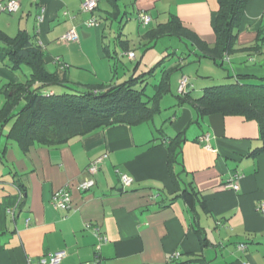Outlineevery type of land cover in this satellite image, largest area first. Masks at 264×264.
<instances>
[{
	"label": "crops",
	"instance_id": "0c3cea01",
	"mask_svg": "<svg viewBox=\"0 0 264 264\" xmlns=\"http://www.w3.org/2000/svg\"><path fill=\"white\" fill-rule=\"evenodd\" d=\"M13 1L20 3V11L0 12V32L16 37L25 31L43 47L50 71L66 66L73 82L87 86L119 84L122 74H131L125 61L132 60L130 52L137 59L130 44L133 38L144 51L152 49L149 40H142L140 21L139 27H128L142 13L152 17L151 28L177 17L208 45L216 42L219 0H98L94 13L81 10L86 0ZM92 19L99 26H87ZM73 29L78 41H62ZM114 30L120 33L112 43L106 40V32L111 35ZM259 30H264V0H249L237 48L253 46ZM173 38H166L169 48L178 51ZM182 45L185 54L188 49ZM0 60L1 110L3 91L23 82L25 73L13 70L8 59ZM209 60L219 67L211 59L189 61L206 67L203 63ZM224 68L227 79L262 80L264 54L236 52ZM207 76L190 82L194 96H200L209 84ZM184 77L173 84L171 77V111L159 122L156 118L163 107L161 115L149 123L112 126L60 147L35 145L28 150L8 137L12 122L0 128V264H28L30 259L36 262L61 250L67 252L62 264H264L260 127L240 116L200 117L191 105L180 104L176 96ZM179 135L176 184L168 166V143L162 139ZM202 136L209 137L210 149L200 143ZM101 157L103 163L92 177L88 168ZM119 172L134 179L132 187L123 188ZM90 178L95 186L79 191L78 184ZM230 180L239 185V191L225 189ZM189 183L200 194L198 202L177 197ZM18 186L25 190L21 207ZM66 187L71 191L72 209L58 210L51 204L52 196ZM94 226L108 240L99 251ZM175 254L179 258L173 260Z\"/></svg>",
	"mask_w": 264,
	"mask_h": 264
},
{
	"label": "trees",
	"instance_id": "16d2710c",
	"mask_svg": "<svg viewBox=\"0 0 264 264\" xmlns=\"http://www.w3.org/2000/svg\"><path fill=\"white\" fill-rule=\"evenodd\" d=\"M248 3L249 0H219L214 46L208 45L177 17L154 28L150 27L151 24L146 28L141 25L142 40H149V47L153 48L162 39L175 37L187 47L188 52L178 53L167 48L164 58L148 72L134 75L122 84L108 86L75 83L70 79L66 66L62 70L50 71L43 47L33 42L25 31L16 37L0 32L3 44L0 59H8L13 70H22L25 66L30 71V75L25 74L23 82L3 91L5 104L0 110V128L12 122L8 137L28 150L35 145L60 147L73 139L112 126H138L152 122L162 113L161 101L171 92L173 73L182 70L190 58L211 59L224 68L225 62L236 52L264 54V30H259L253 46L237 48ZM108 54L112 57V53L108 51ZM171 60H174L173 66L167 67L165 64ZM158 70L160 78L152 85L153 93L150 95L147 93L148 81ZM250 79L253 78L245 80ZM190 86L189 82L187 90L176 96L180 104L191 105L200 117L221 114L255 121L264 143V79L249 82L239 78L232 84L207 86L198 97L193 95L194 90ZM159 132L165 135L164 129ZM179 137L162 139L168 143V166L176 184L179 174L175 168L181 155ZM260 151H264V146ZM18 188L23 196L21 207L25 203V190ZM199 195L194 183H189L180 189L177 197L191 198L193 203L198 202Z\"/></svg>",
	"mask_w": 264,
	"mask_h": 264
},
{
	"label": "built area",
	"instance_id": "2783aa9c",
	"mask_svg": "<svg viewBox=\"0 0 264 264\" xmlns=\"http://www.w3.org/2000/svg\"><path fill=\"white\" fill-rule=\"evenodd\" d=\"M98 7V0H86L81 10L83 12H89L93 13ZM20 3L17 1L10 0L8 2H0V12L1 13H7V14H15L20 11ZM139 21L143 28L148 27L152 23V17L148 14L142 13L139 16ZM87 26L89 27H96L99 26V23L96 19H92L87 22ZM64 42H76L78 41V35L76 31L73 29L68 34H66L63 38H61ZM129 57L131 59H134L135 54L134 52H130ZM189 86V79L187 77L182 78L179 84V93H184V91L187 90ZM200 143H204L206 149H210V146L208 145L209 137L208 136H202L199 139ZM104 157H101L97 159L95 162H93L89 168L88 172L92 177L97 174L99 171L100 165L103 163ZM120 181L124 189L132 187L134 183V179L130 176L120 173ZM237 178V177H236ZM95 180L94 178L86 179L82 182H80L77 186V189L81 192H86L93 188L95 186ZM225 189H230L234 191H239V185L236 182H233V180L228 181V183L225 185ZM71 191L69 188H62L54 192L51 200V204L54 208L62 211H69L72 209V203H71ZM260 212L264 213V204L259 207ZM30 220L27 221V225H29ZM94 232L96 236L98 237L100 243L96 246L97 251L101 249V245L103 243H107V238L101 233V230L99 227L94 226ZM240 249L244 250L246 246L244 244H241L239 246ZM67 257V252L65 250H61L52 254H48L45 256H41L36 262H34L32 259L29 260L28 264H62L63 260ZM179 254H175L173 257V260L178 259Z\"/></svg>",
	"mask_w": 264,
	"mask_h": 264
},
{
	"label": "rangeland",
	"instance_id": "374dc122",
	"mask_svg": "<svg viewBox=\"0 0 264 264\" xmlns=\"http://www.w3.org/2000/svg\"><path fill=\"white\" fill-rule=\"evenodd\" d=\"M139 22V20L137 21V19L135 17H133L128 24V27H132L133 28H137L139 27V24L137 23ZM120 31V30H119ZM123 32V30L121 31ZM107 38L106 40H110L112 43L115 42L116 37L115 35H119L120 32H116V30L113 31V33L115 34H111L109 35V32L107 31ZM113 35V36H112ZM115 37V38H114ZM173 42L175 43V46H179V50L177 51L178 53L183 52V45L181 43V41L177 38H173L172 39ZM170 39H162L160 40L152 49H149L147 51H144L143 48H141L140 45V41L137 39H134L131 41V48L136 50V54H137V59H126L125 63L127 62V65H129L131 67V74L127 77H124V75L122 74L121 80L117 83L122 84L125 81H129L131 79L132 76L134 75H140L143 72H148L150 69H152L153 67H155V65H157L163 58L164 56L167 54V48L170 47ZM175 48H173L172 50H174ZM185 53H187V50H185ZM137 62H140L139 67L137 68L136 72H134L135 69V65ZM206 63L203 64H207V66L205 67L204 65H200L198 63H194V62H189L188 64H186L184 66V68L182 70L176 71L175 73H173L172 75V84L173 82L175 83V80H177L178 78L182 77V75H185L188 79L189 82L192 83V80L197 79L198 77L203 75H208L207 77H210V79L205 78V80H210L209 84L207 86H220V85H227V84H232L234 82V80L232 79H227V68H219L215 65H213V63L209 60V61H204ZM174 64V60H171L169 62H167L165 65L167 67H170ZM23 74H27L30 75V71L23 66L22 69ZM160 70L156 71L155 76L151 77L148 81V87H147V93L152 95V85L158 83L159 78H160ZM200 75V76H199ZM211 75V76H209ZM212 77V78H211ZM226 78V79H225ZM23 80H25V76H23L22 78ZM179 81V79L177 80ZM172 94V92L170 93V95ZM170 95H167L162 101H161V107H163V113L161 115V117H157L156 118V122H159V120H161L164 117H167L169 114L168 112L171 111V107L170 104H168L169 100H171L172 97H168ZM176 95V94H175ZM198 95V94H195ZM167 98V99H166ZM169 120H166L165 122L167 123Z\"/></svg>",
	"mask_w": 264,
	"mask_h": 264
}]
</instances>
